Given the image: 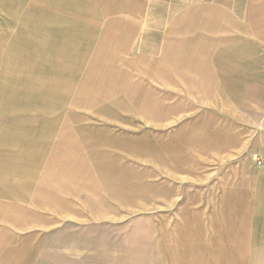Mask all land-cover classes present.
<instances>
[{
  "label": "rangeland",
  "instance_id": "rangeland-1",
  "mask_svg": "<svg viewBox=\"0 0 264 264\" xmlns=\"http://www.w3.org/2000/svg\"><path fill=\"white\" fill-rule=\"evenodd\" d=\"M108 1L100 7L109 15L101 14L100 20L117 18L118 13L112 15L105 7H110ZM47 2L54 8L67 7L63 0H0V168H13L20 203L35 198V189L42 186V168L52 164L50 159L53 163L63 161L54 156L58 143L68 148L63 154L72 155L76 161L62 163L69 167L61 171L65 174L62 177L99 178L100 207L109 205L114 216L95 218L96 224L111 231L103 232L97 244L91 242L94 234L87 235L86 243L75 245L80 246L78 249L70 244L68 260L58 264H175L162 257L160 236H165L166 229H160L165 226L160 224L169 222L173 233V220L184 219L188 213L190 194L196 200L211 202L213 194L206 192L211 186L234 182L235 171L240 169L241 176L250 177L251 168L263 165L259 156L250 154V142L254 134H264V125L258 119L251 120V113L241 110L243 105L233 103L229 96L192 98L186 95L194 93L178 89L173 99H166L165 88L159 84L153 94V87L147 83L146 62H137L140 56L131 53L122 55L125 61L135 60L132 69L123 67L124 74L139 84V99L150 96L156 101H128L136 96L118 92L97 104L72 106L94 58L103 25L95 31L87 49L89 55L78 70L70 66V73L57 71L58 60L48 58V53L64 42L54 30L63 33L66 24L49 28L47 19L52 15L41 9ZM38 3L41 7L37 8ZM39 19L44 28L53 29L51 36L48 30L46 35L40 33ZM71 52L65 54L67 57L59 54L60 63L71 62ZM121 65L118 62L116 68ZM178 69H157V77L163 78L168 72L178 75ZM38 77L43 85L51 77H60L58 93L42 94L39 83L32 81ZM109 81L106 86L114 83ZM105 89L109 91L111 86ZM48 98L55 101L46 104L44 99ZM72 144L77 146L75 150ZM34 206L17 205L16 218L22 219L17 221V232L27 235L34 230L36 222L23 220L27 214L36 216ZM64 221L63 227L73 222L55 223ZM40 225L37 222V227ZM36 253L29 257H36ZM43 254V260L29 264H48L49 253L40 252L39 257Z\"/></svg>",
  "mask_w": 264,
  "mask_h": 264
},
{
  "label": "crops",
  "instance_id": "crops-1",
  "mask_svg": "<svg viewBox=\"0 0 264 264\" xmlns=\"http://www.w3.org/2000/svg\"><path fill=\"white\" fill-rule=\"evenodd\" d=\"M58 1L53 0L54 3ZM103 1L63 0L66 9L58 5L60 9L52 5L45 8L52 15L47 19L49 28L66 24L63 33L54 30L64 42L48 53V58L59 61V54L72 51L73 59L67 64L66 73H70L67 70L70 66L78 70L84 63L89 55V43L98 26L103 25L104 32H101L94 58L72 106L97 104L118 92L123 96H136L128 101H156L150 96L139 99V84L124 74L123 67L132 69L135 60L125 61L122 55L131 53L140 56L137 62H146L147 83L153 87L154 91L150 89L153 94L159 84L165 88L166 99H173V92L178 89L182 93H194L186 95L192 98L229 96L233 103L243 105L241 110L251 113V120L258 119V123L264 125V0H109L110 7L105 6L108 12L118 14L108 21L100 20L101 14L109 15L100 7ZM38 23L42 35H46V30L52 35L53 29L44 28L46 25L42 21ZM118 62L122 65L117 73ZM163 68H179V73L168 72L163 78L157 77L156 70ZM107 80L114 83L106 86ZM42 82L38 87L42 94L58 92V87L52 85L53 80L46 85ZM126 83L129 90H126ZM110 86L109 91L105 89ZM94 88L97 89L93 91ZM44 100L46 104L55 101ZM254 115L261 117L253 119ZM71 146L73 150L77 147ZM57 148V154L53 155L56 160L63 161L42 168V186L35 189V198L30 202L16 200L21 193L14 189L17 185L14 186L13 168H0V264L43 260L44 254L39 257L40 252L49 253L48 264H58L68 260L66 249H70V244L74 250L80 248L76 246L86 243L88 234H94L91 242L97 244L103 232L111 231L108 226L96 224L95 218L114 216L109 205L100 207L99 178L62 177L65 174L61 171L69 168L62 163L76 161L71 159L72 155L63 154L68 150L65 145L58 143ZM250 154L259 156L263 164L251 168L250 177L241 176L240 169L235 171L234 182L211 186L206 190L213 194L211 202L196 200L190 194L188 213L184 219L173 220V233L169 230V222L160 224L165 225L159 226L160 229H166L159 245L166 261L174 260L175 264H264V134L258 137L254 134ZM78 156L80 159L81 155ZM50 162L54 161L50 159ZM10 165L13 166V162ZM20 204L35 205L33 213L36 216L27 214L28 217L23 218L26 222H36L34 230L27 235L17 232V221H22L21 217L16 218V207ZM62 220L73 222H68L67 227H63L65 221L55 223ZM39 221L41 225L37 227ZM162 242L167 245L161 246ZM35 252L36 257L34 254L29 257Z\"/></svg>",
  "mask_w": 264,
  "mask_h": 264
},
{
  "label": "bare ground",
  "instance_id": "bare-ground-1",
  "mask_svg": "<svg viewBox=\"0 0 264 264\" xmlns=\"http://www.w3.org/2000/svg\"><path fill=\"white\" fill-rule=\"evenodd\" d=\"M37 5H38V7H41V6L39 5V3H38ZM46 6H50V4L47 2V3L45 4V6H44V9L41 8L42 11H45ZM40 20H41V19H39V21H40ZM41 21H42V20H41ZM110 27H112V26H110ZM107 28H108V26H107ZM109 30H110V29H109ZM105 31H106V30H105ZM103 32H104V30H103ZM103 32H102V34H103ZM105 33H106V32H105ZM102 34H101V35H102ZM104 35H105V34H104ZM110 35H111V34H109V36H110ZM114 35H115V34H114ZM114 35H112V36H114ZM102 37H103V36H102ZM106 37H107V36H106ZM106 37H105V38H106ZM0 38H1V37H0ZM99 38H100V37H99ZM109 38H110V37H109ZM109 38H108V39H109ZM113 39H114V38H113ZM100 40H101V39H100ZM108 41H109V40H108ZM101 42H103V41H101ZM103 43H104V42H103ZM103 43H102V44H103ZM0 45H1V44H0ZM102 46H103V45H102ZM103 47H104V46H103ZM64 50H65V49H64ZM102 51H103V50H102ZM100 56H101V55H100ZM60 61H63V60H62V59H59V61L57 62V65H55V68H56L55 70H57V71L59 70V71H61V72H65V71H66L65 69H66V67H67L68 62L65 61L64 63H63V62L60 63ZM58 64H59V65H58ZM92 66H93V65H92ZM64 67H65V68H64ZM93 67H95V66H93ZM90 68H91V67H90ZM90 68H89V70H90ZM91 69H92V68H91ZM94 69H96V68H94ZM92 70H93V69H92ZM86 74H87V73H86ZM86 74H85V75H86ZM91 75H92V72H91ZM86 77H87V76H86ZM38 79H40V77H38V78H34L33 80L31 79V80H32V81H38ZM50 79L54 81V82H52V85H56L57 87L59 86V85H58V84H59V80H61L60 77H59V78H58V77H51ZM57 79H58V80H57ZM88 79H89V78H88ZM56 80H57V82H56ZM40 81H41V80H39L38 83H40ZM63 81H64V80H63ZM64 82H65V81H64ZM57 90H58V89H57ZM58 91H59V90H58ZM57 93H58V92H57ZM59 100H62V99L59 98ZM31 102L38 103L39 101H37V100H35V99H31ZM72 145H73V144H72ZM71 147H72V146H71ZM52 164H54V163H52Z\"/></svg>",
  "mask_w": 264,
  "mask_h": 264
}]
</instances>
